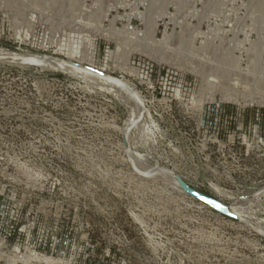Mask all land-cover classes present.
Masks as SVG:
<instances>
[{"label":"rangeland","instance_id":"obj_1","mask_svg":"<svg viewBox=\"0 0 264 264\" xmlns=\"http://www.w3.org/2000/svg\"><path fill=\"white\" fill-rule=\"evenodd\" d=\"M0 52L71 67L0 60V264H264V0H0Z\"/></svg>","mask_w":264,"mask_h":264},{"label":"water","instance_id":"obj_2","mask_svg":"<svg viewBox=\"0 0 264 264\" xmlns=\"http://www.w3.org/2000/svg\"><path fill=\"white\" fill-rule=\"evenodd\" d=\"M172 176H173L174 180L176 181L177 185L179 186V188L181 189V191L183 193H185L187 196H189L190 198L194 199L195 201L211 208L212 210H214V211H216V212H218V213H220V214H222V215H224L230 219L241 220L240 218L228 213L226 211V205L217 201L216 199H213V198L193 189L191 186H189L183 180V178H181L176 173H172Z\"/></svg>","mask_w":264,"mask_h":264},{"label":"bare ground","instance_id":"obj_3","mask_svg":"<svg viewBox=\"0 0 264 264\" xmlns=\"http://www.w3.org/2000/svg\"><path fill=\"white\" fill-rule=\"evenodd\" d=\"M0 60L5 61V62L6 61L11 62V63H33V64H40V65L46 64V66L47 65H51V66L54 65L55 67L56 66L62 67L63 70H66V68L67 69L71 68L68 66L70 64L68 61H63V60L56 59L53 57H43V56L37 57V56H34L32 54L30 55V54H17V53H13V52H0ZM56 68H59V67H56ZM59 69H61V68H59ZM174 183L179 188V186L177 185L175 180H174Z\"/></svg>","mask_w":264,"mask_h":264}]
</instances>
